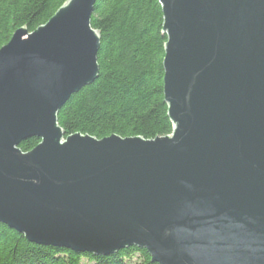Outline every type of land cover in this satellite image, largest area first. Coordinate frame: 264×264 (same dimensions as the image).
Segmentation results:
<instances>
[{
	"label": "water",
	"instance_id": "obj_1",
	"mask_svg": "<svg viewBox=\"0 0 264 264\" xmlns=\"http://www.w3.org/2000/svg\"><path fill=\"white\" fill-rule=\"evenodd\" d=\"M95 2L68 0L0 48V224L95 256L264 264V0H158L173 128L152 140L57 123L98 76Z\"/></svg>",
	"mask_w": 264,
	"mask_h": 264
},
{
	"label": "trees",
	"instance_id": "obj_2",
	"mask_svg": "<svg viewBox=\"0 0 264 264\" xmlns=\"http://www.w3.org/2000/svg\"><path fill=\"white\" fill-rule=\"evenodd\" d=\"M68 0H0V48L15 31L33 32ZM162 11L158 0H96L91 28L99 33L97 79L72 94L57 113L66 135L152 140L172 133L163 98ZM39 140L19 144L32 150ZM0 264H156L143 249L107 256L29 243L0 224Z\"/></svg>",
	"mask_w": 264,
	"mask_h": 264
},
{
	"label": "bare ground",
	"instance_id": "obj_3",
	"mask_svg": "<svg viewBox=\"0 0 264 264\" xmlns=\"http://www.w3.org/2000/svg\"><path fill=\"white\" fill-rule=\"evenodd\" d=\"M114 254V253H113ZM111 255V254H110ZM107 256V255H106Z\"/></svg>",
	"mask_w": 264,
	"mask_h": 264
}]
</instances>
